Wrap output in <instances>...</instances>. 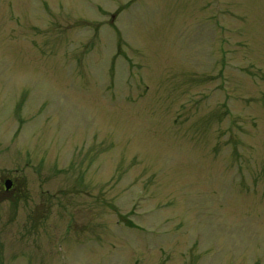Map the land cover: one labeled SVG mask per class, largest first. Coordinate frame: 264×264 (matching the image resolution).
Segmentation results:
<instances>
[{
    "label": "rangeland",
    "instance_id": "1",
    "mask_svg": "<svg viewBox=\"0 0 264 264\" xmlns=\"http://www.w3.org/2000/svg\"><path fill=\"white\" fill-rule=\"evenodd\" d=\"M3 178L0 264H264V0H0Z\"/></svg>",
    "mask_w": 264,
    "mask_h": 264
},
{
    "label": "flooded vegetation",
    "instance_id": "2",
    "mask_svg": "<svg viewBox=\"0 0 264 264\" xmlns=\"http://www.w3.org/2000/svg\"><path fill=\"white\" fill-rule=\"evenodd\" d=\"M7 181H10V182H9V187H8V189H6V187H5V183H6ZM1 184H2V186H1L0 189L2 190V192L4 193L5 196H8V195L12 194V193H13V190L16 189V186H15V184H14V181H13L11 178H3V180L1 181ZM16 190H17V189H16ZM17 191L19 192V194H20V196H21V193H22L21 189H19V190H17ZM23 196H24V195H23Z\"/></svg>",
    "mask_w": 264,
    "mask_h": 264
},
{
    "label": "water",
    "instance_id": "3",
    "mask_svg": "<svg viewBox=\"0 0 264 264\" xmlns=\"http://www.w3.org/2000/svg\"><path fill=\"white\" fill-rule=\"evenodd\" d=\"M5 185H6V188L8 189V187H9V182H6Z\"/></svg>",
    "mask_w": 264,
    "mask_h": 264
}]
</instances>
